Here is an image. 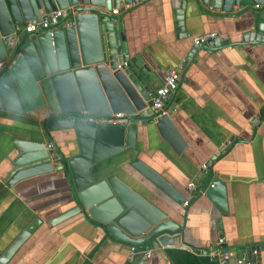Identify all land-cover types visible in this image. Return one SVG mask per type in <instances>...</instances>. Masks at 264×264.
Returning a JSON list of instances; mask_svg holds the SVG:
<instances>
[{"label":"crops","instance_id":"0c3cea01","mask_svg":"<svg viewBox=\"0 0 264 264\" xmlns=\"http://www.w3.org/2000/svg\"><path fill=\"white\" fill-rule=\"evenodd\" d=\"M134 2L123 14L130 55L153 66L161 82L171 68L180 75L164 103L171 134L166 137L154 124L138 130L137 157L186 202L178 205L134 170L129 149L102 164L159 207L166 202L175 208L170 216L184 225L183 234L156 245L148 258L130 256L129 247L119 244L99 246L101 234L80 214L49 224L74 205L71 181L62 168L10 187L0 171V254L37 217L41 222L6 264H218L206 251L220 238L226 248L264 264V42L244 40L249 30L244 15L186 13L184 36L177 34L167 4ZM211 32L220 39L193 48L194 36ZM32 123L0 110V165L11 157L14 138H31L26 127ZM53 136L39 138L66 158L79 152L71 130ZM212 157L213 173L225 183L226 211L187 188L190 182L199 187L207 182L201 166Z\"/></svg>","mask_w":264,"mask_h":264},{"label":"water","instance_id":"95a60500","mask_svg":"<svg viewBox=\"0 0 264 264\" xmlns=\"http://www.w3.org/2000/svg\"><path fill=\"white\" fill-rule=\"evenodd\" d=\"M134 1L0 0V110L35 122L26 127L31 138L13 139L14 150L0 171L10 187L62 168L71 181L74 205L49 224L80 214L101 234L99 246L107 242L155 248L183 234L184 225L170 216L176 209L163 201L159 207L102 164L129 149L134 170L178 205L186 202L172 184L137 157L138 130L154 124L168 137L172 120L163 114L165 104L159 110L152 107L151 95L163 82L158 72L140 55L129 52L123 14ZM161 3L170 7L177 34L185 36L186 13L212 18L244 15V25L249 27L244 40L264 42V0ZM112 9L121 13L112 14ZM57 10L61 14L47 28L24 30L26 24L50 18ZM219 39L216 35L207 43ZM70 130L79 152L68 158L39 138L51 140L56 132ZM214 160L206 163L209 174L203 195L226 211V187L213 173ZM40 222L35 217L1 252L0 264L10 260Z\"/></svg>","mask_w":264,"mask_h":264},{"label":"built area","instance_id":"2783aa9c","mask_svg":"<svg viewBox=\"0 0 264 264\" xmlns=\"http://www.w3.org/2000/svg\"><path fill=\"white\" fill-rule=\"evenodd\" d=\"M137 1V0H135ZM118 9H112V14H118ZM61 14V10H57L51 13L50 18L43 19L39 22H36L34 24L28 23L26 24L24 30L26 32H33L36 28H47L50 23H55V18ZM217 34L214 32L206 33L202 35L194 36L192 39V42L194 44H203L207 42L209 39H212ZM1 65V63H0ZM181 67V65L179 66ZM179 71L177 68H171L168 70L162 84L152 93L151 100L153 102V109L159 110L164 103L167 101L170 94L175 91L178 87V80H179ZM164 113V111H163ZM48 148H54L52 143H47ZM201 170L204 174H209V168L208 166L203 163L201 166ZM212 186V184H210ZM188 190L193 193V195L203 194L204 190L202 187L197 186L195 183L190 182L187 186ZM223 238L218 239L217 242H215L213 245L209 246L207 249V257L211 261H216L218 264H254L253 260L248 259L241 254H238L237 252L226 248L224 245ZM155 248L153 247H135L132 246L129 248V255L133 256L135 254H140L144 258L150 257V255L153 253Z\"/></svg>","mask_w":264,"mask_h":264}]
</instances>
